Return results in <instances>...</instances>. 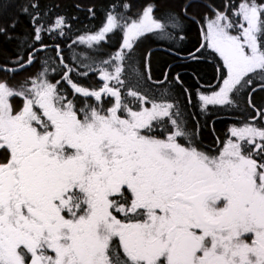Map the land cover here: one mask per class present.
Returning a JSON list of instances; mask_svg holds the SVG:
<instances>
[{
	"label": "snow or ice",
	"instance_id": "snow-or-ice-1",
	"mask_svg": "<svg viewBox=\"0 0 264 264\" xmlns=\"http://www.w3.org/2000/svg\"><path fill=\"white\" fill-rule=\"evenodd\" d=\"M0 264H264V0H0Z\"/></svg>",
	"mask_w": 264,
	"mask_h": 264
},
{
	"label": "trees",
	"instance_id": "trees-1",
	"mask_svg": "<svg viewBox=\"0 0 264 264\" xmlns=\"http://www.w3.org/2000/svg\"><path fill=\"white\" fill-rule=\"evenodd\" d=\"M68 2H71V0H68ZM81 19H83L82 15H81ZM91 26L92 25L89 24V27H91ZM210 76H211V69L208 70V78H210ZM213 119H216V117H213ZM226 119H227V117L224 116L223 114H221L220 119L216 120V126H217L218 129H222V128L225 127V125L223 123H221V120H226Z\"/></svg>",
	"mask_w": 264,
	"mask_h": 264
}]
</instances>
